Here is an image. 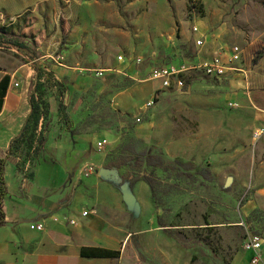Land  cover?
Segmentation results:
<instances>
[{"label":"rangeland","instance_id":"obj_1","mask_svg":"<svg viewBox=\"0 0 264 264\" xmlns=\"http://www.w3.org/2000/svg\"><path fill=\"white\" fill-rule=\"evenodd\" d=\"M84 1L85 18L58 21L62 36L54 60L73 68L87 61L90 65L76 68L89 74L125 70L93 81L83 92L70 90L60 101V124L75 132L122 135L118 149L96 148L107 155L103 168L129 137L140 141L145 159L164 161L147 167L135 158L113 168L117 182L102 177L121 193L127 210V264H235L246 255L247 229L264 238V134L255 137L264 125L243 116L242 103L230 97V89L199 69L183 75L190 85L184 91L174 85L163 89L150 79V70L197 65L195 24L211 37L207 56L225 44L250 49L264 38V0ZM250 51L249 80L264 81V46ZM137 59L143 61L140 66ZM248 89L234 91L264 93V84ZM110 95L126 106L115 110ZM45 141L41 137V154ZM90 166L92 175L103 169ZM125 193L135 198L134 210Z\"/></svg>","mask_w":264,"mask_h":264},{"label":"crops","instance_id":"obj_2","mask_svg":"<svg viewBox=\"0 0 264 264\" xmlns=\"http://www.w3.org/2000/svg\"><path fill=\"white\" fill-rule=\"evenodd\" d=\"M86 5L84 0H0V36L15 44L13 50L0 53V82L10 77L0 112V159L8 157L0 264H127L129 221L122 195L102 180L101 170L93 175L85 170L88 165L98 169L105 165L107 155L96 153L99 141L106 140L112 152L120 146L122 135L110 130L75 132L60 124V101L69 97L70 90L83 92L93 81L124 75L125 69L118 67L106 70L104 77L99 78L76 68L90 65L87 61L77 62L73 68L61 67L54 60L62 36L58 21H69L74 16L85 18L82 9ZM101 14L103 19L104 13ZM259 45L264 46V38L252 43L250 49ZM240 46L245 49L244 64L227 79L218 81L230 89L232 99L241 101L243 116L264 125V93L234 91L237 87L249 90L251 85L264 84L257 77L249 80L251 71L247 67L252 53L248 47ZM39 68L47 70L40 80V92L48 114L45 120L40 119L36 129L30 124L27 138L33 132L31 147L28 149L26 140L16 155H10L33 112L31 95ZM16 83L20 85L17 88ZM110 98L115 110L126 106L116 97ZM47 125H51L49 129ZM41 137L46 138L43 154ZM87 210L89 215L84 217L82 213ZM71 220L76 224H71ZM33 224L44 225V231L31 230ZM137 226L141 228L139 222ZM92 247L120 251V256L83 257L82 249ZM244 252L246 255L237 257L235 264H250L252 254Z\"/></svg>","mask_w":264,"mask_h":264},{"label":"built area","instance_id":"obj_3","mask_svg":"<svg viewBox=\"0 0 264 264\" xmlns=\"http://www.w3.org/2000/svg\"><path fill=\"white\" fill-rule=\"evenodd\" d=\"M195 38V46L198 50L197 65L189 67L187 65L175 66L172 64H163L161 66H155L150 70V79L160 82L163 89H170L172 85L178 91H184V89H190L188 82L183 80V75L190 70H201L207 77L224 80L231 76L232 73L239 70V65L245 59V49L240 45H223L216 52L207 57L205 53L206 47L211 44V37L207 33L201 32V30L195 24L192 28ZM15 48L14 42L7 40L3 37H0V51H9ZM62 58H58L61 60ZM120 62H124L123 57H119ZM58 63V61H56ZM141 59H137L136 63L138 66L142 64ZM59 64V63H58ZM61 65V64H59ZM42 69V68H39ZM38 69V73H39ZM44 72L47 70L42 69ZM105 70H100L96 74L97 77L102 78L105 75ZM19 84H15V88L19 87ZM153 102L149 106H153ZM231 107H236V103L230 104ZM264 134V128L259 129L255 134V137L258 139ZM108 145L106 140L99 141L97 143V149L103 150ZM95 172L93 166L88 167V173L92 174ZM84 217L89 215L88 211L82 213ZM71 224H76L74 220L70 221ZM244 226V224H242ZM31 230L42 232L44 231V225L42 224H33L30 226ZM263 248H264V238L257 233L246 232V237L244 239L243 250L251 253L252 257L250 264H264L263 258Z\"/></svg>","mask_w":264,"mask_h":264},{"label":"trees","instance_id":"obj_4","mask_svg":"<svg viewBox=\"0 0 264 264\" xmlns=\"http://www.w3.org/2000/svg\"><path fill=\"white\" fill-rule=\"evenodd\" d=\"M263 6H264V1H263ZM44 74L45 72L42 69H39L37 84L31 95V101H32L31 104H32L33 112L31 114L27 126L25 127L23 134L20 136V138L14 141L11 147L10 155H16L22 143L26 140L28 143V149L31 147V143L34 135L33 132L27 138L28 131L30 130V124L34 127V129H36L39 125L40 119L44 118L45 120L48 114V108H46V102L42 99V95H43L42 91L40 92V80H42ZM9 83H10V77L8 76L3 78V80L0 82V112L2 110V106L4 103L3 101L9 88ZM139 147H140V141L134 137H129L128 141L121 145V149H119L120 151L119 154L114 155L112 157V160L109 161V163L105 166V168L107 169L119 168L126 165L130 160L139 157H141L142 163L146 164L147 167H157L164 165V161L161 158L153 159V157H150L148 159H145L146 150L140 151ZM7 161H8V157L0 159V226L5 224L6 222L4 201L7 195V187H6L7 184L5 180V168L7 165ZM81 254L83 257H87V258L108 259V258H118L120 256V251H112V250H108V248L104 249V248L92 247V248H83Z\"/></svg>","mask_w":264,"mask_h":264},{"label":"water","instance_id":"obj_5","mask_svg":"<svg viewBox=\"0 0 264 264\" xmlns=\"http://www.w3.org/2000/svg\"><path fill=\"white\" fill-rule=\"evenodd\" d=\"M100 172H101L100 175L103 178L114 180L116 182L119 179L118 172L115 169H113V168L112 169L103 168ZM124 200H125L126 203L129 204V207L134 210V208H132V206L134 205L133 204V200L135 201V198L132 197L130 194L125 193L124 194Z\"/></svg>","mask_w":264,"mask_h":264},{"label":"bare ground","instance_id":"obj_6","mask_svg":"<svg viewBox=\"0 0 264 264\" xmlns=\"http://www.w3.org/2000/svg\"><path fill=\"white\" fill-rule=\"evenodd\" d=\"M198 27V26H197ZM199 28V27H198Z\"/></svg>","mask_w":264,"mask_h":264}]
</instances>
